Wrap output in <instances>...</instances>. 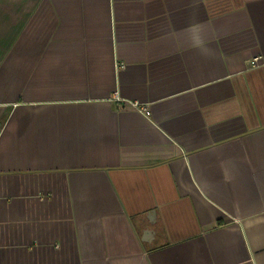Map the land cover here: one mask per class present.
<instances>
[{
    "label": "crops",
    "instance_id": "1",
    "mask_svg": "<svg viewBox=\"0 0 264 264\" xmlns=\"http://www.w3.org/2000/svg\"><path fill=\"white\" fill-rule=\"evenodd\" d=\"M0 264H264V0H0Z\"/></svg>",
    "mask_w": 264,
    "mask_h": 264
},
{
    "label": "built area",
    "instance_id": "2",
    "mask_svg": "<svg viewBox=\"0 0 264 264\" xmlns=\"http://www.w3.org/2000/svg\"><path fill=\"white\" fill-rule=\"evenodd\" d=\"M116 98H118L116 96ZM132 107L137 110V111H140V112H144L146 113L147 115H149V111H148V108L143 106V105H140V104H132ZM125 107H122L121 109H124Z\"/></svg>",
    "mask_w": 264,
    "mask_h": 264
}]
</instances>
